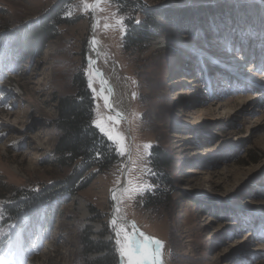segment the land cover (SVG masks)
I'll return each instance as SVG.
<instances>
[{
	"label": "rangeland",
	"instance_id": "rangeland-1",
	"mask_svg": "<svg viewBox=\"0 0 264 264\" xmlns=\"http://www.w3.org/2000/svg\"><path fill=\"white\" fill-rule=\"evenodd\" d=\"M57 2L0 0V193L55 194L36 225L26 218L23 227L6 222L10 202L0 198V264H92L100 254H83L87 239L113 241L119 264H129L122 251L136 243L122 214L115 221L118 210L161 242L166 264H264V0H141L158 28L127 51L142 9L68 0L55 36L27 50V31ZM95 42L112 108L124 119L101 94ZM82 73L95 94L92 123L111 134L120 158L67 193L76 164L57 161L52 121ZM154 145L171 159L169 182L150 163Z\"/></svg>",
	"mask_w": 264,
	"mask_h": 264
},
{
	"label": "trees",
	"instance_id": "trees-1",
	"mask_svg": "<svg viewBox=\"0 0 264 264\" xmlns=\"http://www.w3.org/2000/svg\"><path fill=\"white\" fill-rule=\"evenodd\" d=\"M67 1L59 0L38 25L27 31L29 33L27 36L30 35L31 37V42L29 41L26 45L23 44L24 47H27V50L32 49L34 45L42 48L55 36L56 29L64 22V19H62L64 10L62 7ZM113 1L124 14L128 9V5L134 11L142 9L143 19L140 23L133 22L130 28V21L133 18H126L130 31L127 33L124 42L126 51L141 49L144 43L150 42L155 37L154 34L158 26L153 18L157 13L150 8L142 7L141 0ZM244 9L248 11L247 7H244ZM249 12L248 14L251 17L252 14ZM15 40V43H20V40ZM74 81L76 92L59 98L57 105L58 115L52 121V126L57 130L59 138L54 149L57 161L63 165L76 164V168L68 178L67 188L65 189L67 193H73L78 190L79 187H75V183L80 181L90 170L97 167L99 171H103L110 167L111 164L117 163L120 158V150H118L117 145L100 133L98 128L92 123L95 94L89 80L82 73L77 74ZM151 149L149 160L157 175L156 177H162L164 181L169 182L167 168L172 164L169 155L165 149L158 145L152 146ZM53 190L54 187H48L32 196L30 194L23 196L21 191H18L17 196L9 198L5 197L6 190L4 189L0 193V198L10 202L9 204H4L3 208L9 216L6 222L13 221L19 227H23L26 218H28L31 220V224L36 225L35 223L38 222L44 205L51 199L53 200L55 195ZM153 202V198H149L146 199L144 205L150 207L154 204ZM47 216H49V213L44 211L43 217ZM86 246V248H83L85 256L91 250L100 254L94 258L92 264H119L113 241L87 239Z\"/></svg>",
	"mask_w": 264,
	"mask_h": 264
},
{
	"label": "bare ground",
	"instance_id": "bare-ground-1",
	"mask_svg": "<svg viewBox=\"0 0 264 264\" xmlns=\"http://www.w3.org/2000/svg\"><path fill=\"white\" fill-rule=\"evenodd\" d=\"M170 40V38H163L162 40H161V42L162 43H166V42H168ZM183 42H186L187 44H184V45H186L185 47L186 48H188V50H193L195 53H200L201 54V51L202 50H200V48H196L193 44H191V42H189V41H183ZM13 44H15V42H13ZM183 45V46H184ZM94 47H95V50L96 51H98V52H100V46H99V43H97V42H95L94 43ZM205 51V50H204ZM237 67V66H236ZM102 80V79H101ZM186 80H180V81H178L177 83H180V82H185ZM188 81H190V80H188ZM107 82H108V80H107ZM176 82V81H175ZM109 83V82H108ZM103 88V87H102ZM101 94H103L104 95V98H105V100L106 101H108V95H109V93H108V91H106V89L105 88H103V89H101ZM256 99V98H255ZM109 102V101H108ZM222 107L223 108H225V109H229V108H231L232 107V104H230V102L229 103H226V105L225 104H223L222 105ZM189 115H191V113L189 112V113H187V116H189ZM117 200H118V193H114V201H115V205L117 204ZM121 214L123 215V213H121L120 212V210H118V211H116L115 212V216H114V218H115V221L116 222H119L122 218V216H121ZM125 223V222H124ZM129 229H130V232H131V235H133V238L135 239V246H134V249L133 250H135V248L136 247H140V248H144V247H146L147 249H148V251H149V253H151V254H154V252H153V249L151 248V243H150V241H148L147 240V237L145 236V235H143L142 234V231L141 232H139L138 231V229L133 225H129V227H128ZM154 248L157 250V246H156V244H154ZM155 250V251H156ZM162 254H160V251H159V256H158V258H157V260H156V264H166L165 263V261H164V259L162 258V256H161Z\"/></svg>",
	"mask_w": 264,
	"mask_h": 264
},
{
	"label": "snow or ice",
	"instance_id": "snow-or-ice-1",
	"mask_svg": "<svg viewBox=\"0 0 264 264\" xmlns=\"http://www.w3.org/2000/svg\"><path fill=\"white\" fill-rule=\"evenodd\" d=\"M101 131L104 132L105 130L101 128ZM105 134L108 135L109 139L113 138L111 134ZM146 147L150 146L146 145ZM121 148H123V145H121ZM160 243V241H156L157 251L155 254L149 253L146 247H136L135 250L129 249L126 252L122 251V255H127L129 264H156V260L159 256Z\"/></svg>",
	"mask_w": 264,
	"mask_h": 264
},
{
	"label": "water",
	"instance_id": "water-1",
	"mask_svg": "<svg viewBox=\"0 0 264 264\" xmlns=\"http://www.w3.org/2000/svg\"><path fill=\"white\" fill-rule=\"evenodd\" d=\"M98 58H99V52L96 51V55H95V58L92 62V66L94 67V70L96 72H98L99 74V80L101 81V87L105 88L106 91H108L109 95H108V99H109V102H110V105L108 104L107 105V108H109V111L112 112V113H116L119 117L121 118H125L123 116L122 113H119L117 111H114V109L112 108V105H111V98H112V94H111V89H110V86H109V83L107 82V80L105 79V76H104V71L101 69V68H98L97 66V61H98ZM102 79V80H101ZM123 216V219L129 224V225H134L139 232H141V229H139V227L137 226L136 222L135 221H132V220H129V219H126L125 215H122ZM143 235H145L147 237V240L150 241L151 243V248L153 249V252L154 254L156 253V249L154 248V244H156V240L151 236V235H147L145 233L142 232ZM156 250V251H155Z\"/></svg>",
	"mask_w": 264,
	"mask_h": 264
}]
</instances>
